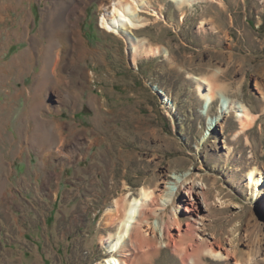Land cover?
<instances>
[{
    "label": "rangeland",
    "instance_id": "obj_1",
    "mask_svg": "<svg viewBox=\"0 0 264 264\" xmlns=\"http://www.w3.org/2000/svg\"><path fill=\"white\" fill-rule=\"evenodd\" d=\"M149 1L157 14L133 32L166 55L132 65L99 24L106 0H0V264L103 263L115 201L181 172L223 202L207 231L222 243L233 231L229 259L197 264H264V188L255 198L244 183L264 173V0ZM213 75L253 113L246 129L231 111L207 134L219 101L207 113L194 77ZM159 249L135 264H182Z\"/></svg>",
    "mask_w": 264,
    "mask_h": 264
},
{
    "label": "bare ground",
    "instance_id": "obj_2",
    "mask_svg": "<svg viewBox=\"0 0 264 264\" xmlns=\"http://www.w3.org/2000/svg\"><path fill=\"white\" fill-rule=\"evenodd\" d=\"M169 1L182 10L201 0ZM77 7V4H72L66 8L65 15H73ZM100 8L103 10L100 26L122 37L127 45L126 51L132 65L140 56L159 52L166 55L165 48L160 49L147 38L139 37L133 32L148 22L142 13L150 11L157 14L149 0H106L101 3ZM60 59V52L54 50L53 58L47 60L51 78L59 72ZM42 69L43 72L44 67ZM194 79L203 104L206 102L207 113L212 101L215 98L219 101L216 113L210 116L207 123V134L212 132L231 111H234L241 130L250 126L254 118L251 110L243 102L228 98L223 92L222 84L214 81V75ZM58 94L62 102L71 98L68 92ZM161 100L170 110L174 109L166 94ZM61 151L62 146L55 153ZM159 183H162V186L141 187L138 197L129 199L128 196H123L115 199L112 220L116 221V228L106 239L105 247L108 254L103 263L98 264H135L153 258L163 245L177 255L182 264H197L204 255L219 260L229 259L234 254V247L230 242L233 231L228 232L230 239L226 243L214 238V233L207 231L212 208L223 207L219 193L212 191L214 183L207 184L193 175L182 172L166 176ZM244 183L250 188L253 197L260 198L264 188V173L251 168L246 172Z\"/></svg>",
    "mask_w": 264,
    "mask_h": 264
},
{
    "label": "crops",
    "instance_id": "obj_3",
    "mask_svg": "<svg viewBox=\"0 0 264 264\" xmlns=\"http://www.w3.org/2000/svg\"><path fill=\"white\" fill-rule=\"evenodd\" d=\"M8 244H7V242H5V240H0V248L1 247H3V248H8V246H7Z\"/></svg>",
    "mask_w": 264,
    "mask_h": 264
}]
</instances>
